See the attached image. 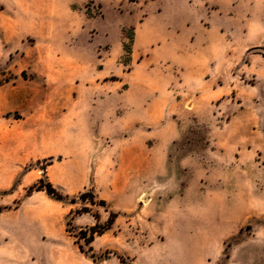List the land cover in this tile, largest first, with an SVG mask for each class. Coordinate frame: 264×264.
Instances as JSON below:
<instances>
[{
  "label": "rangeland",
  "instance_id": "rangeland-1",
  "mask_svg": "<svg viewBox=\"0 0 264 264\" xmlns=\"http://www.w3.org/2000/svg\"><path fill=\"white\" fill-rule=\"evenodd\" d=\"M145 2L0 0V264H264V15L191 77L139 50ZM62 124L105 161L79 193Z\"/></svg>",
  "mask_w": 264,
  "mask_h": 264
},
{
  "label": "crops",
  "instance_id": "crops-1",
  "mask_svg": "<svg viewBox=\"0 0 264 264\" xmlns=\"http://www.w3.org/2000/svg\"><path fill=\"white\" fill-rule=\"evenodd\" d=\"M144 10L145 14L135 31V43L139 50L170 52L182 75L201 77L210 64L203 58V53L224 50L229 36L250 33L258 14L264 15V0H146ZM78 126L86 131L94 128L91 123ZM61 128L66 126L56 125L52 129L54 134L48 144L52 151L44 156H51L54 152H68L72 156L69 168L62 172L60 179L72 181L67 193H79L90 186L91 176L98 175L96 169L105 161L101 154L91 160L96 143L89 136L84 139L69 137L59 131ZM50 167L52 176L56 169L54 164ZM117 176L127 181L122 186L129 189L128 181L143 178L144 172L125 171ZM59 187L64 189L63 183ZM98 193L101 195L100 191ZM103 198L109 201V195Z\"/></svg>",
  "mask_w": 264,
  "mask_h": 264
},
{
  "label": "trees",
  "instance_id": "trees-1",
  "mask_svg": "<svg viewBox=\"0 0 264 264\" xmlns=\"http://www.w3.org/2000/svg\"><path fill=\"white\" fill-rule=\"evenodd\" d=\"M133 39V38H131ZM125 51L127 53H130L131 50L130 49H127V47L125 46ZM52 161V159H50V162ZM34 191H46L49 195H52L58 199H63L64 196L61 195V193H59L57 191V189L55 187H53V185L50 183V182H47V183H44L43 180H40L37 184L31 186L27 192L28 195H31ZM88 196H91L89 192H85V193H82L80 195V198L82 200H85ZM92 204H94L93 201H91ZM100 204L102 205H105V202L104 201H100ZM113 217H115V214H112ZM113 222H110V224H112ZM108 227H109V224H108ZM92 232H93V235H92V238L94 236V233L96 232V226L92 228Z\"/></svg>",
  "mask_w": 264,
  "mask_h": 264
}]
</instances>
